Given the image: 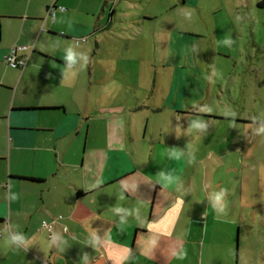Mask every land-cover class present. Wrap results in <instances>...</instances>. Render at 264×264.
<instances>
[{
    "label": "crops",
    "instance_id": "obj_1",
    "mask_svg": "<svg viewBox=\"0 0 264 264\" xmlns=\"http://www.w3.org/2000/svg\"><path fill=\"white\" fill-rule=\"evenodd\" d=\"M32 1L21 14L16 0H0V264H215L203 258L206 243H197L192 174L186 175L192 165L176 149L172 129L178 121L157 115L165 107L179 114L184 106L157 96L158 66L151 65L152 85L141 80L143 68L135 64L148 60L145 46L137 52L129 46L137 27L156 26L151 44L161 63L167 47L176 51L168 71L171 94L175 84L185 85L191 56L181 53L180 41L186 33L151 15L131 20L127 47L117 48L106 34L116 29V8L107 23L98 17L94 25L76 18L85 15L83 0L57 9L55 17L49 6L65 0H47L41 16L30 12ZM18 46L26 47L16 51L26 65L14 68L6 57ZM154 126L148 159L145 141ZM58 216L53 241L41 222ZM16 234L27 247L4 244ZM201 235L206 239V228ZM245 264H264V244L253 245Z\"/></svg>",
    "mask_w": 264,
    "mask_h": 264
},
{
    "label": "rangeland",
    "instance_id": "obj_2",
    "mask_svg": "<svg viewBox=\"0 0 264 264\" xmlns=\"http://www.w3.org/2000/svg\"><path fill=\"white\" fill-rule=\"evenodd\" d=\"M73 1L77 0H65L61 6L68 8ZM260 1L83 0L85 15L76 16L86 24L93 19L95 25L98 17L107 23L116 8L112 14L116 29L106 34L117 41V48L124 47L127 37L132 36L133 31L127 26L131 20L139 22L143 17L152 18L151 15H158L160 22L171 20L178 31L186 33L180 41L181 53L189 52L191 56L185 66V85L179 88L175 84L171 94L167 90L168 71L176 51L169 54L167 47L164 64L161 63L160 52L151 44V32L156 26L148 23L137 27L138 36L131 37L129 46L134 45L136 52L139 46H145L148 60L135 64L143 68L141 80L152 85L151 65L158 66V81L162 84L157 96L173 106H184L179 114L165 107L157 115L178 121L172 128L176 130V149L195 167V171L190 170L192 166L188 168L186 175L192 174L194 202L190 205H195L197 243L201 239L206 243L203 258L215 264H245L251 261L253 245L264 244V135L256 131L264 124V7ZM45 2L33 0L30 12L41 16ZM184 2H195L196 6L182 5ZM15 5L21 14L27 13V0H16ZM42 16L45 18L46 11ZM108 45L109 42L106 49H110ZM84 63L83 59L81 67L87 81L89 59L87 65ZM202 108L208 111L202 112ZM199 119L207 128H190ZM164 122L166 137L168 122ZM156 137L154 126L145 141L148 159ZM222 189L226 191L224 211L214 207L215 195ZM205 228L206 239L201 235ZM197 256H202L199 251Z\"/></svg>",
    "mask_w": 264,
    "mask_h": 264
},
{
    "label": "clouds",
    "instance_id": "obj_3",
    "mask_svg": "<svg viewBox=\"0 0 264 264\" xmlns=\"http://www.w3.org/2000/svg\"><path fill=\"white\" fill-rule=\"evenodd\" d=\"M68 59L71 62H73V63L76 62V59H75V55L74 54H71L70 53L69 56H68ZM83 59L85 61L84 65H87V63H88L87 56L83 57ZM201 111L202 112L203 111H208V109L202 108ZM227 114H230V115H233V116L235 115V113H226V115ZM190 128H195L197 130H202V129H206L207 128V124L204 121H202V120L199 119V121L194 122L190 126ZM256 131H257L258 134L264 135V124H262V126L259 129H257ZM179 155H180V153H176L177 158H179ZM165 179L167 180V179H170V178L169 177H165ZM225 194H226V191L222 189L220 192L216 193V195H215V205H214V207H218L220 211H224L225 208H226V204L224 202V196H225ZM17 198H18L17 195H14L13 196V200H15ZM52 239H53V241H55L57 239V237L54 235L52 237ZM4 244L6 246H11V245L15 244L16 245V248H19L22 245L24 247H27L28 241L25 239V237L23 235L16 234V235H13L10 240H5L4 241Z\"/></svg>",
    "mask_w": 264,
    "mask_h": 264
},
{
    "label": "built area",
    "instance_id": "obj_4",
    "mask_svg": "<svg viewBox=\"0 0 264 264\" xmlns=\"http://www.w3.org/2000/svg\"><path fill=\"white\" fill-rule=\"evenodd\" d=\"M57 9L66 10V8L64 6H56L55 4H52L48 8V15H50L51 17H55ZM82 40H85V38H82ZM25 48H26L25 46L15 47L13 49L12 54H10L6 57V61H7L8 65H10L14 68H21V67L25 66L26 60L23 58H18L16 56L17 50L25 49ZM60 218H61V216H58L55 219H44V220H42L41 228L48 232L50 238H52L54 236L56 221Z\"/></svg>",
    "mask_w": 264,
    "mask_h": 264
},
{
    "label": "trees",
    "instance_id": "obj_5",
    "mask_svg": "<svg viewBox=\"0 0 264 264\" xmlns=\"http://www.w3.org/2000/svg\"><path fill=\"white\" fill-rule=\"evenodd\" d=\"M259 5L262 6V7H264V0H261V1L259 2Z\"/></svg>",
    "mask_w": 264,
    "mask_h": 264
}]
</instances>
